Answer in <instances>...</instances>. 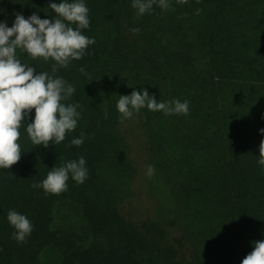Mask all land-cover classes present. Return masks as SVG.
Here are the masks:
<instances>
[{"label": "trees", "instance_id": "16d2710c", "mask_svg": "<svg viewBox=\"0 0 264 264\" xmlns=\"http://www.w3.org/2000/svg\"><path fill=\"white\" fill-rule=\"evenodd\" d=\"M49 2L0 0V20L51 19ZM85 3L82 32L95 43L81 59L52 73L53 60L17 49L22 62L75 86L65 103L81 116L47 147L32 144L30 119L21 126V157L0 169V264H240L264 239V0H168L141 16L131 0ZM133 87L186 99L189 111L145 107L122 123L115 104ZM81 132L84 142L70 144ZM80 156L83 183L70 177L58 194L32 187ZM137 196L153 197L157 211L134 210ZM10 209L33 225L23 242L11 236Z\"/></svg>", "mask_w": 264, "mask_h": 264}, {"label": "clouds", "instance_id": "9594fccd", "mask_svg": "<svg viewBox=\"0 0 264 264\" xmlns=\"http://www.w3.org/2000/svg\"><path fill=\"white\" fill-rule=\"evenodd\" d=\"M154 4L167 8L168 0H131L137 16L150 12ZM48 9L55 13L51 19L41 18L37 12L27 17L17 12L11 26L6 19L0 20V169H8L20 159L22 150L18 139L24 121L30 119L24 128L32 144L47 147L50 142L54 145L62 142L66 133L76 128L81 116L78 103H65L76 91L73 84L62 76L37 71L16 54L19 49L32 58L51 59L54 61L51 70L55 73L61 67L66 68L72 60L81 59L88 45L95 43L94 37L82 32L90 26L85 0H50ZM196 11L198 13L199 9ZM131 31L136 33L140 29L132 28ZM80 71L87 75L84 66ZM115 107L123 123L145 107L151 111H162L165 115H186L189 101L176 98L159 100L147 88L137 90L133 87L130 94L119 95ZM104 115L107 118L108 112L105 111ZM261 118L264 119V113ZM258 131L262 136L257 164L264 172V128ZM84 138L85 134L81 132L71 139L70 144L79 146ZM154 171V166L149 164L145 175L150 177ZM87 176L85 157L80 156L60 166L54 165L45 178L33 183L32 187L58 194L67 190L70 177L77 183H83ZM6 218L14 229L11 236L18 243L31 234L33 225L25 214L10 209ZM240 264H264V239L253 242L252 251Z\"/></svg>", "mask_w": 264, "mask_h": 264}, {"label": "rangeland", "instance_id": "374dc122", "mask_svg": "<svg viewBox=\"0 0 264 264\" xmlns=\"http://www.w3.org/2000/svg\"><path fill=\"white\" fill-rule=\"evenodd\" d=\"M146 199L147 198L145 196H137L131 206L134 207V210L138 211L139 213H142V211L145 212L156 210L157 206L155 205L154 198L151 197L150 200L147 199L148 201Z\"/></svg>", "mask_w": 264, "mask_h": 264}]
</instances>
